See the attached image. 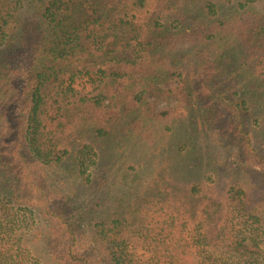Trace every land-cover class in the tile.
I'll return each mask as SVG.
<instances>
[{"label": "trees", "instance_id": "16d2710c", "mask_svg": "<svg viewBox=\"0 0 264 264\" xmlns=\"http://www.w3.org/2000/svg\"><path fill=\"white\" fill-rule=\"evenodd\" d=\"M222 1L0 0V135L11 122V110L25 106L26 126L21 144L29 156L19 154V158L25 165H40L46 172L62 160L55 150V133L47 130L48 145L47 127L41 120V114L46 113L42 110L45 105L42 88L49 82L54 88L48 95L47 105L54 109L56 121L71 105L90 110L110 109L109 113L121 116L131 134L132 125L141 122L148 125V120L157 118L170 121L181 115L179 112L193 100L195 85L200 86L207 79L211 83L204 87L209 93L216 90V83L219 89L230 81L240 86L242 76H238L239 66H235L239 63V49H245L247 44L264 51V20L256 13L255 5L264 0H225L227 8ZM224 8L227 15L221 17ZM238 26L246 32L235 33ZM144 28L152 34V40L142 38ZM191 40L198 44L192 51H186V42ZM84 42L88 44L85 48ZM234 43L242 44L237 51ZM127 50L131 51L130 58L124 56ZM163 58H166L164 63ZM256 58L257 62L262 60V53ZM144 59L153 66L140 74L135 84V66ZM187 61L190 69L184 78L180 69ZM165 64L166 67H161ZM119 65V70L108 71ZM262 77L248 76L254 87L252 92L261 89L260 98L256 93L243 100L249 114H256L258 108L264 110ZM136 85L140 90H131ZM80 87L91 88V93L82 94ZM124 90L129 94L123 93ZM150 90L165 97L171 106L156 112L142 97ZM222 97L221 91L219 98ZM203 114L209 118L208 112ZM192 133L180 127L170 129L169 136L178 140L171 161L184 159L183 145L188 146L192 141ZM249 145L253 148L251 152L257 153L255 143L250 141ZM83 155L77 156L84 157L78 173L88 170L84 162L86 155ZM98 158L96 154L94 162L90 160L96 168L101 166ZM261 160L258 168L256 165L239 169L257 180L264 172V159ZM118 163L114 165L116 171ZM194 169L203 170L183 163L181 175L173 181L207 179V176L200 178ZM87 181L91 185L93 179ZM22 182L8 164L0 163V264H40L24 243L35 212L51 218L56 229L62 232L60 237L49 238L50 247L56 252L61 249L53 254L58 264H264V250L260 247L264 231L260 220L243 209L237 208L235 214L225 213L231 218L217 234L214 225L202 226L207 219L214 220L215 212L204 211V221L197 223L191 213L182 209V202L171 197L166 189V203L154 201L151 196L149 200H139L133 210L119 212L113 218L109 216L111 227L106 230L104 221L87 222V214L92 210L86 204L79 206L77 212L51 210L48 200L52 198V203L55 198L48 189L37 200V208L30 209L20 200L21 188L26 186ZM246 184L254 190L257 188L254 182ZM151 204L165 209L161 225L149 229L148 224L140 221L141 217L135 224L138 212L149 214ZM133 225L136 227L131 230ZM85 226L91 235L87 243L83 238ZM149 232L156 234L152 236ZM225 241L231 247L229 252L213 256V244L221 246ZM138 246L145 249L148 255L145 260L132 251Z\"/></svg>", "mask_w": 264, "mask_h": 264}, {"label": "rangeland", "instance_id": "374dc122", "mask_svg": "<svg viewBox=\"0 0 264 264\" xmlns=\"http://www.w3.org/2000/svg\"><path fill=\"white\" fill-rule=\"evenodd\" d=\"M222 2H224L223 6L227 8L228 3L225 0ZM255 5L257 6L256 13L261 16L263 21L264 2L261 1ZM225 8L222 9L221 17L227 15ZM234 31L235 33L240 32V34L246 32L240 26L236 27ZM228 32L226 30V33ZM141 36L145 40L153 38L145 28L142 29ZM197 44L198 42L193 40L186 42V51H192ZM82 45L84 48L88 46L87 42ZM239 45L241 47L242 44L234 43L236 51ZM246 46L243 50L239 49V63L235 65L239 66L238 76H242L240 86H236L230 81L219 89L216 83V90L209 93L204 87L206 83V86L211 83L207 79L200 83V86L195 85L193 100L179 112L181 115L175 116L170 121H167L166 118H157L148 120V125H144L142 122L136 126L132 125L131 128L134 130L132 134L128 132L130 127L124 126L125 123L121 116L109 113L110 109L90 110L71 105L61 112L60 118L56 121L54 109L47 105L48 95L54 88V84L52 82L45 84L42 88L45 102L42 110L46 113L41 114V120L47 127L45 140L50 145L48 141L50 136L46 134L48 129H52L56 138L55 150L58 152V156L62 157L61 162L46 172L41 169L40 165L36 164L35 167V164L31 163L32 167H30L21 162L19 154L29 156L21 144L26 126L27 109L25 106L11 110V122L9 126H5L0 135L2 138L0 139V163L8 164L9 168L13 169V174L20 175L23 181L22 185L26 184L25 187L22 186L19 193L20 200L27 207L35 210L38 206L37 200L43 198L47 194L45 190L48 189L55 198L51 203L52 198L46 196L51 198L48 200L51 210L60 213L62 211L77 212L79 206L86 204V208L92 210V213L88 212L87 214V222L104 221V228L107 230L111 227L109 216L113 218L119 212L133 210L139 200H149V196H151L154 201L163 200L166 203L167 189V193L172 194L171 197L174 199L180 200L182 209L191 213L197 223L204 221V211L209 210L211 213H217L213 215L214 220L207 219L202 224L203 227L208 224V226L214 225L217 234L224 228L226 220L231 218L224 214L229 212L235 214L237 208L258 217L264 231V172L257 180H253L254 177L239 169L244 166L253 167L256 165L258 168L263 162L261 159H264V110L258 108L256 114H249L247 105H244L243 102L251 94L257 93L260 98L261 89H253L252 92L251 88L254 87H252L248 76H264V51L253 49L247 44ZM261 53L263 58L257 62L256 56ZM163 54L166 53L163 52ZM118 56L121 57V54ZM124 56L130 58L131 51L127 50ZM161 62H166V58H163ZM148 63L144 59L135 66L136 74L133 80L135 84H138L137 79H140V74H145L153 66ZM161 67H166V64ZM120 68L121 65L113 66L108 71L113 72ZM189 69L188 61L181 66L180 70L181 73L183 72L184 78L187 77ZM246 84H248V88H246ZM79 90L82 94L91 93L89 87L82 89L80 87ZM131 90L138 91L140 89L136 85ZM247 90L248 93L245 95ZM221 91L223 97L219 98ZM123 93L129 94V91L124 90ZM142 97L156 112L171 106V103L166 102L165 97L159 96L152 90ZM258 107L260 106L258 105ZM204 111L208 112L209 118H205ZM177 127L193 132L192 141H189L188 146L183 145L185 150L183 160L176 158L171 161L172 150L178 140L175 137H170L169 131ZM250 141L255 143L258 155L251 152L253 148L249 145ZM79 153L86 155L84 162L88 170L85 173H78V166L84 160L82 156L77 157ZM96 154L101 163L100 168H96V165L91 163V161L94 162ZM80 158L83 159L79 161ZM112 160H114L113 163H111ZM117 162L120 167L118 166L116 171L114 165ZM183 163L203 169L202 172L198 169L193 171L200 178L207 176V179H191L186 182L173 181L174 177L181 175L179 173L183 168ZM168 166L170 169L167 168ZM195 173L194 175H196ZM168 175L169 180H167ZM87 179H93L91 185H88ZM249 181L254 182L257 186L256 190L253 186L246 184ZM151 189L153 192L150 191ZM125 204L128 205L125 206ZM130 206L132 207L128 209ZM150 208L151 212L147 215H139L138 212L135 224L141 217L140 221L148 224L149 229L161 225L165 209L161 205L153 206L152 204ZM218 214L223 216L220 217ZM32 215V225L24 236L25 247L34 258L40 261V264H58L53 254L61 249H57L56 252L50 247L49 238L51 235L60 237L61 230L56 229L55 221H52L51 218L44 217L37 212ZM135 227L136 225H133L131 230ZM131 230L128 229L127 232H131ZM149 233L152 236L156 234L155 232ZM90 236V231L85 226L84 242L87 243ZM261 237L260 247L264 250V237ZM228 244V241L222 243L223 248L217 243L213 244L211 254L213 256L227 254L231 249ZM237 249L240 251L241 248ZM144 250L138 246L132 251L141 255L140 258L145 260L148 255L144 253Z\"/></svg>", "mask_w": 264, "mask_h": 264}]
</instances>
